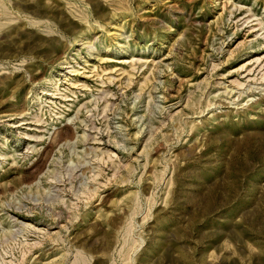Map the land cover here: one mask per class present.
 <instances>
[{
  "label": "rangeland",
  "instance_id": "374dc122",
  "mask_svg": "<svg viewBox=\"0 0 264 264\" xmlns=\"http://www.w3.org/2000/svg\"><path fill=\"white\" fill-rule=\"evenodd\" d=\"M0 264H264V0H0Z\"/></svg>",
  "mask_w": 264,
  "mask_h": 264
}]
</instances>
